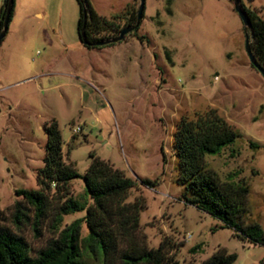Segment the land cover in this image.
<instances>
[{
    "label": "rangeland",
    "instance_id": "374dc122",
    "mask_svg": "<svg viewBox=\"0 0 264 264\" xmlns=\"http://www.w3.org/2000/svg\"><path fill=\"white\" fill-rule=\"evenodd\" d=\"M88 1L106 17L96 35L125 22L126 16L109 17L126 0ZM240 3L264 20V0ZM77 15L75 0H12L0 39V227L20 236L34 256L57 230L80 218L83 245L84 210L56 219L52 211L61 199L51 196L52 185L49 210L36 222L33 209L14 193L38 188L42 124L53 118L61 159L78 174L68 181L67 195L90 202L80 177L89 152L134 180L123 201L142 199L136 238L146 248L161 243L158 264H200L216 249L234 252L231 264H264L263 244L235 236L186 203L175 181L176 121L214 109L237 135L218 153H205L204 163L220 180L246 184L238 218L255 221L264 233V82L248 61L244 36L249 43L250 33L231 0H143L135 30L89 47L77 36ZM82 264L102 263L88 250ZM105 264L122 263L116 255Z\"/></svg>",
    "mask_w": 264,
    "mask_h": 264
},
{
    "label": "trees",
    "instance_id": "16d2710c",
    "mask_svg": "<svg viewBox=\"0 0 264 264\" xmlns=\"http://www.w3.org/2000/svg\"><path fill=\"white\" fill-rule=\"evenodd\" d=\"M75 1L78 10L75 29L81 44L86 47L106 44L96 42L115 36L124 25L134 24L136 7L130 2L120 13L109 17L126 16L123 24H115L106 35H96L104 27L106 17L96 13L88 0ZM5 4L6 0L0 1V28ZM240 4L249 21L250 52L264 70V20L253 9ZM10 8L11 4L7 22ZM137 24L131 31L135 30ZM42 129L45 134L44 153L42 165L35 171L38 188H15L14 193L20 195L33 209L36 222L49 210L50 198L46 194L52 185L51 196L56 195L57 200L61 199L57 202V209L52 211L56 219H59L60 213L84 210L81 219L87 232L82 238L83 245H79L80 218L73 219L57 230L34 256L27 253L20 236L0 227V264H82V254L88 250L98 254L102 264L116 255L122 264L160 263L163 258L161 243L155 248H146L136 238L137 213L144 205L142 199L123 201L126 189L134 184V180L124 176L108 161L89 152V162L80 177L90 202L82 204L70 198L67 195V183L78 174L71 163L61 159V137L56 121L51 118L43 122ZM236 135V131L212 108L194 118L180 116L172 135L177 170L175 181L181 184V196L186 203L219 220L235 236L264 245V233L260 226L255 221L242 222L238 218L247 192L246 184L220 180L203 160L205 153H218ZM140 182L153 184L147 179H140ZM235 256L234 252L216 249L200 264H231Z\"/></svg>",
    "mask_w": 264,
    "mask_h": 264
},
{
    "label": "water",
    "instance_id": "95a60500",
    "mask_svg": "<svg viewBox=\"0 0 264 264\" xmlns=\"http://www.w3.org/2000/svg\"><path fill=\"white\" fill-rule=\"evenodd\" d=\"M231 2H232L233 10L238 15L242 25L244 27L248 28L249 27V21H248V18H247V15H246L244 9L242 8V6L240 4V0H231ZM11 3H12V0H6L4 15L2 18V23H1V28H0V39H1V37L5 31V28H6L7 15H8V11H9V7H10ZM142 5H143V0H137L134 24H137L139 21L140 14L142 11ZM83 20H84V18H82V23H83ZM134 24L124 25V26L120 27V29L118 30V32L115 36L110 37V38H106L104 40H99L96 43L99 44V43H107V42H114V41L120 40L125 33L131 31ZM244 49H245L249 63L261 74V76H264V70L256 63V61L254 60V58L250 52V49L248 46L247 36H244Z\"/></svg>",
    "mask_w": 264,
    "mask_h": 264
},
{
    "label": "crops",
    "instance_id": "0c3cea01",
    "mask_svg": "<svg viewBox=\"0 0 264 264\" xmlns=\"http://www.w3.org/2000/svg\"><path fill=\"white\" fill-rule=\"evenodd\" d=\"M132 2V0H126L125 4ZM95 11V10H94ZM96 12V11H95ZM97 13V12H96Z\"/></svg>",
    "mask_w": 264,
    "mask_h": 264
},
{
    "label": "built area",
    "instance_id": "2783aa9c",
    "mask_svg": "<svg viewBox=\"0 0 264 264\" xmlns=\"http://www.w3.org/2000/svg\"><path fill=\"white\" fill-rule=\"evenodd\" d=\"M78 129H79L78 126H74V127H73V130H78Z\"/></svg>",
    "mask_w": 264,
    "mask_h": 264
}]
</instances>
